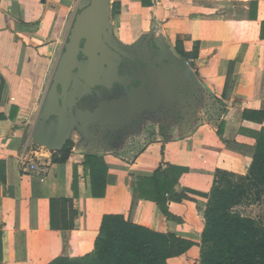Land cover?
<instances>
[{
  "label": "crops",
  "instance_id": "obj_1",
  "mask_svg": "<svg viewBox=\"0 0 264 264\" xmlns=\"http://www.w3.org/2000/svg\"><path fill=\"white\" fill-rule=\"evenodd\" d=\"M87 2L0 0V264H49L59 256L91 253L105 214H122L196 242L167 262L200 264L203 212L215 174L246 175L256 134L264 129V0H110V43L123 55L145 57L156 66L160 91L149 95L161 100L167 124L151 139L141 136L137 150L126 145L98 150L96 135L73 138V128L66 159L39 163L41 176L29 170L35 162L27 146L40 127L75 16ZM167 165L188 168L173 188L183 200L141 195L154 188L151 182L139 187L138 179ZM93 177L100 180L102 195L92 194ZM53 198L73 200L71 243L64 230L50 225Z\"/></svg>",
  "mask_w": 264,
  "mask_h": 264
},
{
  "label": "trees",
  "instance_id": "obj_2",
  "mask_svg": "<svg viewBox=\"0 0 264 264\" xmlns=\"http://www.w3.org/2000/svg\"><path fill=\"white\" fill-rule=\"evenodd\" d=\"M177 48L185 55L180 43ZM230 90L227 82L225 89L227 97ZM262 114L264 115V112ZM256 138L257 150L246 175L226 170H217L215 174L209 201L203 212L205 225L200 244V264H264V225L233 208L241 201L245 190L264 186V129L256 134ZM70 144L71 141H68L67 145L60 149L61 155H56L53 161H64ZM187 171L188 168L185 167L161 166L153 177L138 179L139 187L142 186V182H151L154 188L151 194L143 190L141 195L153 199L158 194H169L174 201H182L184 197L173 188ZM101 174L103 178L109 176L106 169ZM233 178L240 179V184H235ZM244 182L248 183L249 188ZM91 186L94 196L104 193V190L100 189V180L93 177ZM72 189L74 197H77L76 171ZM72 201L68 198L51 199L50 218L51 227L64 230L70 243L76 237L72 221L74 212L70 218L68 211V203ZM2 235L0 230V252ZM194 245L197 243L175 233H163L130 222L122 214H105L95 248L91 253L73 257L59 256L49 264H168V258L185 254Z\"/></svg>",
  "mask_w": 264,
  "mask_h": 264
},
{
  "label": "water",
  "instance_id": "obj_3",
  "mask_svg": "<svg viewBox=\"0 0 264 264\" xmlns=\"http://www.w3.org/2000/svg\"><path fill=\"white\" fill-rule=\"evenodd\" d=\"M109 12L110 0H88L76 14L39 116L34 142L51 150L64 148L79 120L77 106L96 87L110 88L116 83L131 95L139 77L120 72L125 56L110 43ZM145 81L151 84V80Z\"/></svg>",
  "mask_w": 264,
  "mask_h": 264
},
{
  "label": "rangeland",
  "instance_id": "obj_4",
  "mask_svg": "<svg viewBox=\"0 0 264 264\" xmlns=\"http://www.w3.org/2000/svg\"><path fill=\"white\" fill-rule=\"evenodd\" d=\"M139 59L146 60L145 57ZM151 64L156 63L152 62ZM160 101L158 97L153 101V97L144 88H140L135 90L132 97L123 98L116 102L101 101L98 107L92 111L82 112L77 109L79 120L74 126L73 138H81L85 133L91 131L93 135L97 136L95 138H98V143L100 142L97 145L98 150L106 147L116 149L123 145H126L128 150L131 147L137 150V143L141 136L144 135L146 140L151 139L154 135L162 133L165 120L167 124L168 113L165 111V107L160 105ZM91 112H95L96 115L91 117ZM86 117H90V121H85ZM91 118H95L96 121H92ZM52 151L40 143H34L32 139L27 146L28 154L38 164L55 159L56 154H53ZM46 152L51 153L46 155ZM233 179L235 184H240V179ZM244 184L249 188L247 182ZM233 208L242 214L255 218L264 225V186L245 190L241 201Z\"/></svg>",
  "mask_w": 264,
  "mask_h": 264
},
{
  "label": "flooded vegetation",
  "instance_id": "obj_5",
  "mask_svg": "<svg viewBox=\"0 0 264 264\" xmlns=\"http://www.w3.org/2000/svg\"><path fill=\"white\" fill-rule=\"evenodd\" d=\"M80 58H84V56L81 55ZM120 72H128L139 77V81L134 82V86L131 87V90L138 88L139 84H141L142 88H144L148 94L159 92L156 89H159L157 80L160 77V73L157 71L156 66L146 64L145 60L125 56V59L122 61L120 66ZM146 79L151 80V84H148L145 81ZM128 96L127 92L116 83H114V85L110 88L96 87L93 93L87 95L80 101L76 109H78V111L93 110L98 107L101 101L116 102L122 100L123 98H127Z\"/></svg>",
  "mask_w": 264,
  "mask_h": 264
},
{
  "label": "built area",
  "instance_id": "obj_6",
  "mask_svg": "<svg viewBox=\"0 0 264 264\" xmlns=\"http://www.w3.org/2000/svg\"><path fill=\"white\" fill-rule=\"evenodd\" d=\"M29 170L32 171V172H35L36 174L41 175V176L44 173L43 168L37 163H31L29 165Z\"/></svg>",
  "mask_w": 264,
  "mask_h": 264
}]
</instances>
